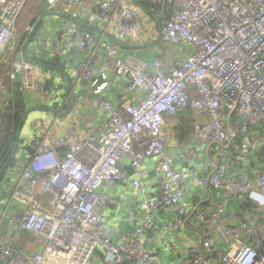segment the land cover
<instances>
[{
	"label": "built area",
	"instance_id": "built-area-1",
	"mask_svg": "<svg viewBox=\"0 0 264 264\" xmlns=\"http://www.w3.org/2000/svg\"><path fill=\"white\" fill-rule=\"evenodd\" d=\"M27 1L0 0V107L3 97L13 106L17 91L27 102L52 98L49 72L21 51L35 29L32 18L16 35ZM146 1L147 11L132 0H99L94 7L88 0L38 2L36 10L76 7L102 29L96 34L62 20L51 53L58 59L80 54L70 66L75 84L90 86L107 72L123 77L126 100L118 104L95 94L92 105L103 113L97 125L81 128L73 121L55 137L48 130L30 139L21 136L24 158L14 164L18 179L4 188L0 184V199L7 198L0 207V264H89L96 250L107 264H161L142 236L159 234L161 224L152 218L156 210L170 211L165 228L172 237L187 225L179 201L189 191L191 174L177 172L176 159L203 167L197 171V209L212 189H222L224 196L211 210L194 211L204 226L198 245L179 247L171 238L166 249L180 254V264H264V0ZM165 12L169 18L163 20ZM146 13L162 19L157 36L146 32ZM105 33L122 41L157 39L185 52L169 67L160 51L149 59L122 57L118 45L104 40ZM40 39L42 53L51 40ZM82 106L73 105L70 113L75 117ZM180 114L193 118L183 145L163 130L167 117ZM171 147L179 148L176 159ZM123 157L131 159L139 177L140 161L156 157L161 176L148 201L141 202L146 216L116 245L120 229L104 221L103 211L120 204L105 188L128 183L118 166ZM133 185L145 193L139 180ZM41 193L49 195L48 206ZM238 197L254 207L242 227L221 220L226 204ZM15 232L36 236L39 248L18 246Z\"/></svg>",
	"mask_w": 264,
	"mask_h": 264
},
{
	"label": "crops",
	"instance_id": "crops-1",
	"mask_svg": "<svg viewBox=\"0 0 264 264\" xmlns=\"http://www.w3.org/2000/svg\"><path fill=\"white\" fill-rule=\"evenodd\" d=\"M98 1L99 0H88V4L94 7L98 3ZM47 11H56L63 14L64 16L48 15L44 17L41 21V24L39 25L37 33L35 34V36H33L31 42L28 44L27 51L44 63L59 68V70L46 68L50 75L47 87L53 92L52 98L50 99L45 97L43 101H37L36 99L31 98V101H28V107L38 106L41 108H37L29 112L27 120L25 121L21 132V136L23 137V139H30L35 135H43L47 130L50 137L61 135L73 121H75L81 128H84L86 125H97L102 120L103 113L101 109H96L92 105L91 99L95 94H100L118 104L126 100L123 77H119L107 72L103 76L97 77L94 83L90 86L75 84L73 78L71 77L70 66L77 63L80 54H78L76 51H73L67 53L62 59H58L51 53L52 51L50 49L53 42L55 41V38L58 35L56 29L59 26L60 21L79 20L81 22L94 26L97 25L90 21L89 17L82 15L76 7H64L62 5H57L52 9H44L42 7L38 10L35 9V12L33 14L34 16H31V23L36 27L40 17ZM161 23L162 19L159 15H155L154 18L149 13L145 14V29L147 33H152L153 36H157L160 31L159 24L161 25ZM43 36L49 37L51 43L47 51H42V53H40L37 52L38 50H41L40 48H38L40 46V43H38V41ZM104 40H108V38L105 37ZM123 43V46H119V52L122 57L133 55L135 57L149 59L151 54H153L155 51H160L167 58L166 65L168 67L171 65L172 59L175 56L185 52L184 48H170L165 43L160 42L157 39L154 41H152L151 39H143L142 41H138L137 39L125 40L123 41ZM159 43L162 45L160 46ZM70 92L75 96L74 106L82 102V109L77 115H75V117L72 113H68L65 116H59V113L64 112L70 103ZM68 94L69 98L65 102L66 96H68ZM62 103L65 104L62 105ZM52 109L56 111L57 115L51 111ZM183 117L192 118V115H183ZM173 118L178 119V117ZM175 123L176 121L172 122V124ZM167 134L170 140L172 142L175 141L177 145H183L188 141L187 140L185 142L179 143L177 139H175L174 132H172L171 134ZM199 147L201 149L202 145ZM21 149L22 148H20L19 150L17 149V152L15 154V162L17 160L21 161L24 158V150L22 151ZM14 164L5 173L4 179L1 182V186H3V188L7 187L10 183L15 182L18 179V174L14 170ZM105 190L112 196L119 199L120 204L117 208H105L103 211V219L112 227H118L120 229V225L124 215V213L121 212V208H126L130 202V199L125 197L126 189L124 186L115 185L112 187H107L105 188ZM40 196L42 198V201L48 206V201H50L49 195L41 193ZM223 196L224 191L222 189H212L207 199L202 204H199L200 209H204L206 211L211 210L214 204L222 199ZM196 200L197 195H194L188 200H185L184 211L188 213L187 225L174 233L172 237L179 247L199 244L200 232L204 230V226L202 223L198 222L194 216V211H197L199 209V206L197 209ZM243 200H245L244 197H238L237 199H234L226 204V211L221 217V220L224 223L241 227L246 223L243 219L236 217L238 204ZM170 216V211L166 209H162L158 213H155V211L152 213L153 220L158 221L161 224V230L159 233L162 232L163 223L166 222L170 218ZM140 223L141 221H138L136 226ZM15 234L18 235V233L16 232ZM18 246H26L28 250H36L37 248H39L38 245L32 246V244L29 242L27 245L20 244ZM89 264H107V262L105 260L104 254L100 250H96Z\"/></svg>",
	"mask_w": 264,
	"mask_h": 264
},
{
	"label": "water",
	"instance_id": "water-1",
	"mask_svg": "<svg viewBox=\"0 0 264 264\" xmlns=\"http://www.w3.org/2000/svg\"><path fill=\"white\" fill-rule=\"evenodd\" d=\"M135 4H137L143 11H147L146 8L138 2V0H132ZM48 15H63L61 13H58L56 11H47L42 15L38 21V24L36 25L33 32L28 35V37L25 39L21 51L25 58L28 60L34 62L35 64L44 67V68H51V69H58L57 67L53 65H48L41 61L40 59L36 58L32 54H30L27 51V46L31 42L33 36L37 33L39 29V25L42 21V19ZM154 18L155 15L151 14ZM64 16V15H63ZM78 25H80L83 28L89 29L95 33H102V29H100L97 26L87 24L84 22H81L79 20H73ZM160 29V24H159ZM105 36L108 38V40L118 46H123L124 43L122 40L113 37L112 35H109L105 33ZM75 104V96L71 93L70 94V103L68 107L65 109L64 112L59 113V116H65L72 110L73 105ZM41 108L38 106H29L27 107L20 118V121L18 123L16 132H15V141L11 148V151L9 155L7 156L5 162L0 168V181L2 179V176L6 172V168L8 167V164L12 160V158L15 156L17 149L20 146L21 143V132L23 129V126L25 124V121L27 120V116L30 111ZM54 114L57 115L56 111L54 109L51 110ZM200 149V147H199ZM179 152V148L177 147H171L169 149V153L176 159L177 153ZM157 158L151 157V158H144L140 161L138 170L141 172V177L138 176V174L134 171V167L132 166V162L130 158L123 157L118 163V166L124 170L126 175L128 176V183L125 186L126 194L125 197L130 199V202L126 208H121V212L124 213L122 222L120 225V235L115 237L113 239V242L116 245L121 244L120 236L121 235H127L128 233L132 232L138 221L142 220L146 213L141 209L140 205L143 200L148 201L150 195L155 191V188L158 186V178L161 176V172L156 167ZM243 164L248 163V161L243 160ZM174 168L179 173H190V178L187 179L188 185H189V191L184 193L182 198L179 201V204H184L185 200H188L192 196L196 195L198 192H200V189L197 186V171H202L203 167L198 164L195 161H182V160H175ZM134 180H139L141 182V185L143 186V189L145 193L141 190V188H137L133 185ZM7 202V198L3 197L0 199V207L2 208ZM12 205V204H11ZM159 210H156L155 213H158ZM9 219H4V224L6 225L8 223ZM166 222L162 225V232L159 234L149 233L144 236H142L144 240V245L147 248H152L154 252L159 256V263L161 264H180L181 256L177 252H170L168 249H166V242L172 238V235L169 234V232L165 228ZM6 227L3 228L5 230Z\"/></svg>",
	"mask_w": 264,
	"mask_h": 264
},
{
	"label": "trees",
	"instance_id": "trees-1",
	"mask_svg": "<svg viewBox=\"0 0 264 264\" xmlns=\"http://www.w3.org/2000/svg\"><path fill=\"white\" fill-rule=\"evenodd\" d=\"M141 5H143L145 8L149 7V3L146 0H138ZM163 20H166L169 18V14L165 12L163 15ZM35 21V19H34ZM41 24V23H40ZM161 46L162 44L159 43ZM13 107V110H12ZM28 107V102L19 91H17L14 95V104L11 106L10 104H7L4 97L2 98V106L0 107V168L5 162L7 156L9 155L11 148L15 141V132L18 126V123L20 121V118L22 116L23 111ZM177 118L167 117L166 118V126L164 127V131L166 133L171 134L174 132L175 139L180 142H185L190 137L191 133V124L193 122L192 118H184L183 115L177 116ZM176 121L175 124H172V122ZM22 138V137H21ZM23 140L21 139L20 146L18 150L23 146L22 145ZM15 156L12 158L10 163L8 164V167L6 168V171L13 166L15 163ZM6 173V172H5ZM5 174L2 176V179L0 181H3ZM254 209L253 205L248 200H243L241 203L238 204L237 207V213L236 217L241 218L244 220V222H247V219L245 217L252 212ZM17 245L20 244H28L31 243L33 245L38 244V239L36 236L29 235L24 232H20L17 235ZM121 264H131V262H124Z\"/></svg>",
	"mask_w": 264,
	"mask_h": 264
},
{
	"label": "rangeland",
	"instance_id": "rangeland-1",
	"mask_svg": "<svg viewBox=\"0 0 264 264\" xmlns=\"http://www.w3.org/2000/svg\"><path fill=\"white\" fill-rule=\"evenodd\" d=\"M39 1L40 0H28L26 2V5L24 6L17 20L16 35H20L22 33L25 25L28 24L31 16L34 14Z\"/></svg>",
	"mask_w": 264,
	"mask_h": 264
}]
</instances>
